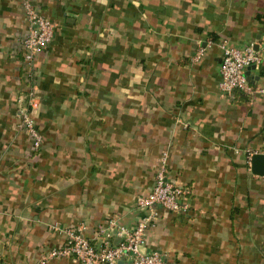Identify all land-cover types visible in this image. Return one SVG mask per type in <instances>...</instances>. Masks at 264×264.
I'll list each match as a JSON object with an SVG mask.
<instances>
[{"label": "crops", "instance_id": "0c3cea01", "mask_svg": "<svg viewBox=\"0 0 264 264\" xmlns=\"http://www.w3.org/2000/svg\"><path fill=\"white\" fill-rule=\"evenodd\" d=\"M24 1L0 0V264H40L67 228L131 229L164 154L167 180L193 193L184 214L159 209L147 252L165 264H264V174L252 171L264 93L218 88L220 45L253 44L263 63L247 77L264 90V0H28L55 25L32 68L16 50ZM30 74L34 154L16 118Z\"/></svg>", "mask_w": 264, "mask_h": 264}, {"label": "built area", "instance_id": "2783aa9c", "mask_svg": "<svg viewBox=\"0 0 264 264\" xmlns=\"http://www.w3.org/2000/svg\"><path fill=\"white\" fill-rule=\"evenodd\" d=\"M27 31L18 39L16 50L22 58L25 68H32L35 58L47 48L53 39L55 25L42 16L28 0L22 4ZM222 56L219 66L218 88L222 95L231 96L235 92L245 93L249 96L264 93V90L251 85L246 76V70L252 66L258 68L263 59L255 51L253 44L236 48L227 44L220 45ZM202 55L199 50L196 57ZM31 74L26 83L25 99L27 106L20 109L17 118V128L22 131L30 141L31 152L39 151L43 138L37 130L35 123L36 89L32 84ZM165 154L160 158L157 173L152 189L136 197V208L144 212L131 229L122 227L116 220L110 219L98 225L94 235L85 236L82 226L67 228L60 232L65 241L58 247L44 251L40 256V264L57 258H72L79 264H119L124 260L131 264H165L164 256L158 251L147 252L145 236L147 229L156 224L159 219V209L169 213L184 214L189 210L188 199L192 195L189 187L182 186L167 180L165 170ZM250 166V162H248ZM117 238L115 244H98L103 240Z\"/></svg>", "mask_w": 264, "mask_h": 264}, {"label": "water", "instance_id": "95a60500", "mask_svg": "<svg viewBox=\"0 0 264 264\" xmlns=\"http://www.w3.org/2000/svg\"><path fill=\"white\" fill-rule=\"evenodd\" d=\"M260 68L261 67L256 68V67L252 66L246 70L245 74L247 76L248 71L258 70ZM248 80H249V78H248ZM252 171L259 176H262L264 174V155H254L253 156V158H252ZM119 264H122V262H120Z\"/></svg>", "mask_w": 264, "mask_h": 264}]
</instances>
